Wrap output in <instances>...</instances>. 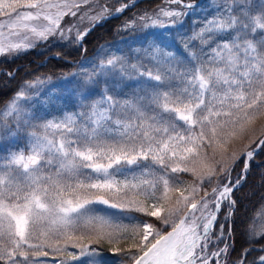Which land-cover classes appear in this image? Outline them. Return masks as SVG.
<instances>
[{"label":"snow or ice","instance_id":"6c2138e0","mask_svg":"<svg viewBox=\"0 0 264 264\" xmlns=\"http://www.w3.org/2000/svg\"><path fill=\"white\" fill-rule=\"evenodd\" d=\"M168 3L180 8H161L154 15L145 12L122 26V30L134 29L139 23L146 32L144 40L152 37L143 52L157 64L175 59L168 50L170 30L179 31L181 17L189 14L181 8H193L184 0ZM84 4L90 0H0V17L9 20L0 23V56L15 59L38 42L63 40L76 25L62 27V21L76 17ZM90 6L99 7V14L85 12L81 20L102 22L135 5L122 4L114 13L98 0ZM85 35L77 31L76 41ZM187 39L199 41L204 59L190 75L185 74V86L179 89L170 87L166 76L149 72L143 82L145 96L121 104L107 94L110 81L100 79L109 73L111 85L117 83V76L124 79L126 60L114 57L101 62L98 72L84 73L81 80L74 77L63 85L67 90L74 83L69 95L79 93L88 100L101 82L105 84L90 113L48 120L38 110L24 111L19 101L29 106L38 101L30 92L35 91L33 83L20 86L2 113L17 117L15 131L0 122V129L6 130L0 140L9 139L6 155L0 157V262L40 264L31 258L46 257L49 248L66 252L69 259L60 264H85L81 256L96 255L94 249L89 251L91 245L79 243L89 238L97 243L130 242L128 248L113 249L128 264H228L230 246L217 247L226 239L224 225L215 240L213 228L225 201V221L234 214L231 194L241 182L230 180L229 164L238 156L234 146L249 139L253 125L264 119V0L239 4L234 0L225 15L206 18ZM131 68L134 71L136 65ZM117 108L134 114L113 119ZM33 120L43 121L39 126L44 134L25 133L29 154L9 151L18 146L22 128L37 126ZM49 132L59 139H50ZM261 133L257 148L246 147L241 157L250 160L257 149L264 150V125ZM179 173L191 174L194 182L182 189ZM109 209L142 215L121 217ZM260 235L264 238V232ZM74 239L72 247L80 248L79 255L67 251V242ZM61 240L64 247H54L53 241L59 245ZM209 245L216 250L209 252ZM249 254L243 252L233 264H246ZM252 264H264V256Z\"/></svg>","mask_w":264,"mask_h":264},{"label":"rangeland","instance_id":"374dc122","mask_svg":"<svg viewBox=\"0 0 264 264\" xmlns=\"http://www.w3.org/2000/svg\"><path fill=\"white\" fill-rule=\"evenodd\" d=\"M131 0H126L127 2H130ZM165 3H161L156 9L151 10L149 12V15H154L159 9L165 8L169 10L180 8L178 5L170 4L167 1H164ZM236 4H239L241 0H235ZM253 2L259 3V0H253ZM87 4H84L81 6L80 12H78L76 17H65V20L62 21V27H68L70 25H76V27H73L71 32H65V38L63 40H60L58 37L54 40H51L48 43H61V44H69L76 42L77 45H81V41H76V33L77 31L82 32L83 29H86V27L89 25L87 24L90 19L84 18L83 20L80 19L81 15H83L86 12V9L89 11L88 16H95L99 12V7H93L86 8ZM234 6V0H203V2L193 7L192 9H183L180 10L185 11L189 13L185 17H181L183 21L182 27L179 28V31L177 29H171V37H169V40L171 41V47L168 50L173 51L175 54V59L171 61V63L168 64H157L155 61H150L148 57L144 55L143 49L147 47L148 41L152 40L151 36H148V41L144 40V36L146 35V32L140 27L139 23L135 26V28L132 30L133 33L131 37L127 38L126 40H122L120 42H115L112 44H106L104 47L100 49V53L93 57L87 58H81L77 61L75 64H70L73 67L69 70L67 73H63L61 75L56 76L54 79L49 78H35L27 82H23L20 84L23 85L25 83H33L35 85V91L30 90L31 95L34 97L35 100H37V103L32 104L29 106L28 104H25L23 100L19 101L18 103L21 105V107L24 109V111L28 113H32L34 111H39L41 115L47 114V119L52 120L61 119L65 114H79V113H90V106L94 104L96 101L100 100L101 95L105 91V84L103 82L100 83L99 89L97 92H94L91 97L88 100H83L81 95L79 93H76L74 95H69L72 91V88L75 87V84L73 83L72 86H70L67 90L63 87L69 80H73L75 77V80H81L83 78L84 73H93V71H99L98 65L101 62H106L108 59L114 58V57H124L126 60L125 64V72H124V79L121 81L120 77H116L117 83L115 85H111V79L112 74L109 73L107 76L100 77L101 80L108 79L110 81V90L107 92L108 95L113 96V98L123 104L125 101L133 100L137 96H145V91L143 90V82L148 80V73L151 72L153 75L155 74H161L163 76H166V83L172 87L173 89H179L185 86L184 81L187 79V75H190L191 70L194 66L198 67L200 63L203 61L204 56L200 53V43L199 41H190L187 38L192 36L195 32H198L200 30V26L204 24L206 18L212 19L217 16H222L226 14V10L229 7ZM82 7H85L82 9ZM238 15V11L235 13ZM136 18V16L134 17ZM163 19V18H162ZM132 21V20H131ZM93 22V21H92ZM91 22V23H92ZM130 22V21H128ZM128 22H125L128 23ZM0 23L8 24L9 20L6 17H0ZM87 24V25H86ZM175 38L174 41L172 38ZM47 42H38L37 46L35 48L29 49V50H37L41 44H44ZM185 44L188 45V47H185ZM42 49V47H40ZM27 50V51H29ZM25 51V52H27ZM192 53H195L196 55L193 56ZM137 55H139L140 59H137ZM8 58V60L12 59V57L7 56H0V58ZM131 65H136V69L133 71L131 68ZM143 73V75H141ZM155 83V81H152ZM20 86L18 87L17 91L14 93L11 99L7 101V103L0 109V122L8 125V127L13 128L15 131V123L17 117L13 115L9 116H3L2 113L6 109V106L9 104V102L15 97L17 94ZM114 87V90H111V88ZM134 113H132L131 110H125L121 108H117L116 112L113 113V119L117 118V115H119V118L123 119L125 115L131 116ZM151 114V113H149ZM43 121L37 122L35 120L32 121L33 125H37L36 127H29V128H22L20 131V135L17 138L18 139V146H14L9 149V151L12 152H18L23 151L25 155L28 153V147H27V140L24 138L25 133H31L36 132L37 135H43V129L41 126ZM78 123H81V121L78 120ZM264 123V119H258L256 124L261 125ZM255 129V125H253ZM6 130L0 129V135H4V132ZM255 132V131H254ZM50 139H59L58 134H53L51 132L48 133ZM254 137V139L258 136H255V133H253L249 139L244 140L243 142H248L250 138ZM262 137L259 136L258 140ZM9 142V139L6 138L4 140H0V157H4L6 155L4 151V145H6ZM242 142H238L240 144ZM255 143V144H256ZM251 145L248 149H251L255 146ZM262 149H260L256 154H258ZM240 153V152H239ZM254 154V156L256 155ZM253 156V157H254ZM244 157H241V160H243ZM254 158H251L253 160ZM250 161V160H249ZM236 162V160H235ZM235 162H231L229 167L232 169ZM142 164L150 163V161H141ZM135 168V166H127ZM248 169H249V163H248ZM247 169V171H248ZM247 171H244L243 168L240 169L239 172L235 173L230 180L234 183L237 179H240L242 175L246 174ZM182 174L185 173H179V180L182 182L179 186L183 189L184 187H187L191 185L194 182V177H185ZM159 175V173H157ZM206 190H209L207 188ZM187 194V193H186ZM200 195H203L201 192ZM173 198L175 196L173 195ZM227 201L224 202V205H222L220 212L218 213L217 221L215 222L214 228H213V240H215V236L220 233V225H224L223 232L226 239L222 242H220L217 247H224V244L227 243L229 246L231 245V238L228 239L230 231V219L228 221H225V216L227 214ZM101 207V206H98ZM224 209V211H223ZM112 213H115L118 216H132L135 215L137 217L141 216L140 213H133V212H127L125 210H122L121 212H115L111 211ZM154 219V218H152ZM124 223H128V220H123ZM137 221H133L135 223ZM160 227H163L162 225ZM264 232V208L259 212L258 215L255 217V221L253 222L252 226V233L253 236L259 237L261 236L260 233ZM78 235V234H77ZM260 238V237H259ZM88 240L90 242H88ZM103 241V240H102ZM107 241V240H106ZM75 242V239L73 241H68V247L67 251H71L76 255H79L80 248L72 247V243ZM101 242V241H100ZM79 243L84 246L91 245V248L89 251H92L93 249L96 252V255L94 256H81L80 260L84 261L85 264H128L126 258L119 252L113 251L115 248H128L129 243H110L106 242V247L104 248V253L101 251H98L96 248L97 242H93V240L89 238H85L83 240H80ZM95 244L96 246L92 245ZM54 247L58 246L63 248L65 245V241L61 240L59 245H55V242L53 241ZM27 247L26 245L24 246ZM259 249H264V244ZM216 247L213 245H209L208 251L212 252L215 251ZM45 251L48 252V255L46 257H32L31 259L35 260L38 259L40 261V264H60L62 260H68L66 252H56L53 249L46 248ZM264 256V255H261ZM31 257V253H30ZM18 260H23V257H18ZM0 264H3V262H0ZM228 264H233V262H229Z\"/></svg>","mask_w":264,"mask_h":264},{"label":"trees","instance_id":"16d2710c","mask_svg":"<svg viewBox=\"0 0 264 264\" xmlns=\"http://www.w3.org/2000/svg\"><path fill=\"white\" fill-rule=\"evenodd\" d=\"M122 1L125 2L126 0H98V4L107 7L108 10L112 12ZM96 3L97 0H90V4H87L86 8H91L90 5ZM161 3L165 2L163 0H142L136 3L134 7L127 9L118 17L107 19L103 23L95 26L92 31L82 39V46L77 45L76 42L69 44L47 42L41 44L37 50L24 52L15 59L12 58L8 60V58L5 57L0 58V70L7 71H0V109L12 98L21 83L35 78L54 79L58 75L69 72L73 66L64 61V59L78 61L81 55L85 58H91L100 53V49L104 47V45H110L131 37L133 29L122 30V26L125 22L131 21L135 16H141L145 12H151V10L156 9ZM83 8L85 7H82V9ZM86 12L89 11L86 9ZM91 22L92 21L89 20L87 24L90 25ZM136 25H138V23ZM40 47H42V49H40ZM51 54H57L59 58L50 57L44 62L46 56ZM41 62L44 63L41 64ZM254 125V133L255 136L258 137L255 139L252 137L246 143L242 142L238 144L237 142L234 147L238 156L239 152L245 150L246 147L248 149L251 145H254L259 136L262 135L261 128L264 123L261 125L255 123ZM250 141H255V143H250ZM253 158V160L250 159L249 161V169L241 185L231 194L232 200L236 202L234 214L230 219L231 245L229 247L230 255L228 261L231 263L239 259L241 254L245 251L250 252L247 256L246 264H252L254 259L258 260L261 255H264V249H259L264 244V238L249 234V230H252L256 215L264 208V150H261ZM241 168L244 169V162L241 158H238L231 169L230 178H232L235 173L239 172ZM182 175L188 178L192 177L189 173ZM210 189L211 188H209V190ZM201 192L203 193V191ZM88 242L90 241L88 240ZM93 242L95 243L94 240ZM106 242L108 241L103 240L96 244L97 246L93 243L92 245L96 246L98 251L104 253V248L107 245ZM127 242L128 241H121V243ZM232 249H234V251H232Z\"/></svg>","mask_w":264,"mask_h":264},{"label":"water","instance_id":"95a60500","mask_svg":"<svg viewBox=\"0 0 264 264\" xmlns=\"http://www.w3.org/2000/svg\"><path fill=\"white\" fill-rule=\"evenodd\" d=\"M137 1V0H136ZM135 1V2H136ZM200 2H201V0H199L198 2H194V3H191V2H184L185 4H191V5H193V6H197L198 4H200ZM115 12V11H114ZM113 12V13H114ZM98 22H95V23H93L92 24V26L90 27V28H88V29H86V30H84L83 32H89V29H92V27L93 26H95L96 24H97ZM82 32V33H83ZM54 57H57L56 55H54ZM262 138V137H261ZM259 142V141H258ZM258 142H257V144H258ZM257 144L253 147V148H251V149H249V150H252V149H254V148H257ZM260 149H257V151L255 152V153H257L258 151H259ZM254 153V154H255ZM248 161H249V159H245L244 158V163H245V166L247 165V169H248ZM246 169V170H247ZM244 178V177H243ZM101 207H106V206H103V205H100ZM109 210H111V211H115V212H120L121 211V209H109Z\"/></svg>","mask_w":264,"mask_h":264}]
</instances>
